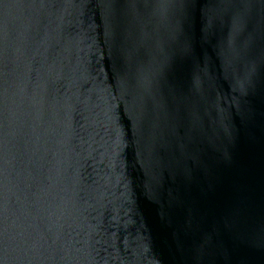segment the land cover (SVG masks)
I'll use <instances>...</instances> for the list:
<instances>
[{"label":"water","instance_id":"water-1","mask_svg":"<svg viewBox=\"0 0 264 264\" xmlns=\"http://www.w3.org/2000/svg\"><path fill=\"white\" fill-rule=\"evenodd\" d=\"M0 264H264V0H0Z\"/></svg>","mask_w":264,"mask_h":264}]
</instances>
